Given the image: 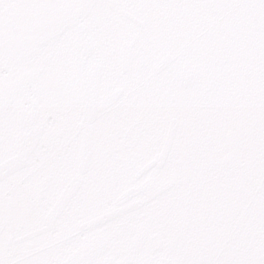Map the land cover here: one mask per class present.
I'll return each instance as SVG.
<instances>
[{
	"label": "snow or ice",
	"instance_id": "1",
	"mask_svg": "<svg viewBox=\"0 0 264 264\" xmlns=\"http://www.w3.org/2000/svg\"><path fill=\"white\" fill-rule=\"evenodd\" d=\"M0 264H264V0H0Z\"/></svg>",
	"mask_w": 264,
	"mask_h": 264
}]
</instances>
